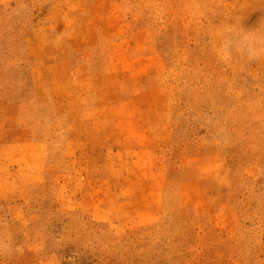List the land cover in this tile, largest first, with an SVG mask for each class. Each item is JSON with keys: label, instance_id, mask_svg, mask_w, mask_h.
Returning <instances> with one entry per match:
<instances>
[{"label": "rangeland", "instance_id": "374dc122", "mask_svg": "<svg viewBox=\"0 0 264 264\" xmlns=\"http://www.w3.org/2000/svg\"><path fill=\"white\" fill-rule=\"evenodd\" d=\"M0 264H264V0H0Z\"/></svg>", "mask_w": 264, "mask_h": 264}, {"label": "crops", "instance_id": "0c3cea01", "mask_svg": "<svg viewBox=\"0 0 264 264\" xmlns=\"http://www.w3.org/2000/svg\"><path fill=\"white\" fill-rule=\"evenodd\" d=\"M0 104H3L4 106L9 107V108L7 109V111H10L11 113L14 112V113L17 114L18 111H17V109L14 107L15 104L10 103V104L6 105V103L4 104L3 101H0Z\"/></svg>", "mask_w": 264, "mask_h": 264}]
</instances>
